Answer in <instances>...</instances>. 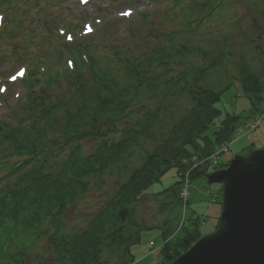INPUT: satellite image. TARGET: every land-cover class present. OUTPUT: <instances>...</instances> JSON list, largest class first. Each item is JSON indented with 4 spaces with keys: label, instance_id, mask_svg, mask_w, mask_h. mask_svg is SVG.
I'll list each match as a JSON object with an SVG mask.
<instances>
[{
    "label": "trees",
    "instance_id": "1",
    "mask_svg": "<svg viewBox=\"0 0 264 264\" xmlns=\"http://www.w3.org/2000/svg\"><path fill=\"white\" fill-rule=\"evenodd\" d=\"M216 5L214 0L200 2V14L196 17L192 15L195 18L188 26L189 31L192 32L194 28L202 26L204 23L202 17L213 14ZM194 23H197L196 27ZM180 45L183 47L179 46L171 50L168 46L164 47L156 59L148 60L150 66L151 60H154L153 62L162 68L161 71H157L154 83L143 75L147 71L146 60L134 62L129 56L120 57L121 63L128 65L125 73L120 77L110 76L111 81L106 84L94 75L90 78H86L82 72L72 75L74 80L72 93L65 95L61 103L53 106L52 113L64 115L66 127L63 132L64 135L66 133L67 140H81L88 137L100 140L91 154H83L81 150L69 163L66 160L48 161L37 171L32 170V173L23 179V182L32 184L38 176L42 177V170L44 171L48 166L55 171V174L45 186L30 188L23 194L6 196L0 194V200L9 196V201L5 204L10 208L12 221L10 228L17 233L15 244H12L13 249L12 245H0L2 256L0 264H109L105 261L106 251H114L126 245L129 246L128 250L130 245L140 243L141 234L140 230H136L139 224L135 218L134 205L142 199L151 184L160 180L161 176L172 167L178 168V172L182 175L188 169L182 161L187 159L188 164H191V159L195 155L199 159L200 169L197 167L191 177L198 176L203 168L208 166L207 159L212 152L231 140L241 117L226 113L221 123L216 126V119L223 113L218 106L221 92L203 86L200 84V77L194 74H191V83L187 81L190 73H181L177 80L168 77L171 63L183 61V58L200 51V49L193 51L188 45V40L186 44ZM213 63L214 61L210 65ZM150 66L149 70H151ZM245 71L243 68L240 82L242 90L248 96L255 111L264 113V70L261 74H247ZM158 76L161 78L156 81ZM30 81L35 85L33 78ZM112 82L122 86H114ZM144 85L151 87V90L143 91ZM161 87L164 89L162 93H160ZM173 90L186 91V95L192 100L191 107L181 113L177 121L169 125L167 137L162 145L147 152L145 157L133 160L135 165L129 166L128 159L135 157L134 146L138 145L133 138L140 135L148 139L155 134L152 130L156 124L152 125L148 122L150 117H154L156 119L154 121L159 123L162 111L170 110L171 114L177 113L174 106L166 108L165 105L166 100L175 95ZM150 95H162L159 98L161 101L156 112H151L146 119H139L140 129L134 131L127 129L124 138L110 137L111 132L119 130L117 124L128 117L124 114L131 105L135 102H145V99L151 98ZM31 101L33 108L36 106V98L32 97ZM141 105L144 107V104ZM28 112L33 113L30 109ZM57 123L58 121H55V124ZM213 126H216L213 134L208 135V131ZM18 129L0 121V150L10 142L17 148L21 147L23 142H32L31 133H27L26 130L19 133L27 135L19 136ZM50 131L46 128L43 133ZM116 173L119 176L124 173L127 181L119 183L114 198L90 220L85 230L79 233L59 234L60 229H58L50 237L56 256L50 257L47 262L36 263L37 260L31 258L29 248L33 247L45 232L40 231V235H37L31 231L36 227L39 228L49 218H53L54 223L59 221L69 204L77 203L89 191V179L99 180L107 174ZM5 217L9 218L7 210ZM192 225L193 229L187 231L183 237L178 238L174 244H168V250L164 253L168 261L172 260L180 250L188 249L201 236V224L193 221ZM169 246L173 250V255L168 252ZM133 259L131 256L130 260Z\"/></svg>",
    "mask_w": 264,
    "mask_h": 264
},
{
    "label": "rangeland",
    "instance_id": "2",
    "mask_svg": "<svg viewBox=\"0 0 264 264\" xmlns=\"http://www.w3.org/2000/svg\"><path fill=\"white\" fill-rule=\"evenodd\" d=\"M227 1V5L230 6L227 7L228 10L225 9V11L227 12L224 13V17L226 15L227 16L223 19V9L219 10L216 15H214L213 18L208 21L206 25L204 24L205 26L200 30V35L194 36L193 42L196 43L198 41L200 43V41L202 40V36H206L209 38L204 49L212 50L214 49L213 47L215 45L220 44L226 45L228 52L232 53L228 55L227 58L223 61V65L216 68L214 72L203 79L201 81V84L203 86L206 85L221 92V101L218 106L223 111V115L218 117V124L221 123L222 119L225 116V113L240 115V122L244 124L248 120L258 117L259 114L255 112V110H253L250 101L241 93V90L235 80H238V78H240V67L245 68V72L247 73H260L264 68V64H262L263 62L261 61L264 60V10L263 8L258 9L260 6L262 7V5L264 4V0ZM134 6H136L134 8L141 9V7H143V0H139L138 3H136ZM86 8V10H83L82 8L78 7L76 4V0H55L54 5L50 2H47L46 0H38L35 4L33 3L26 10L29 13L28 18L24 23L20 22L22 26L20 27V30L17 32V34H24V30L26 29L24 27H30L33 30L39 20V16L44 17L46 15L49 17L60 19L64 17H71L77 20L85 16H100L103 18H111L114 16H118L119 13V7H117V4L114 1L109 0H95ZM237 15L240 16L239 23L241 24V26L238 25L237 21H235L236 17H238ZM226 19L233 21V24L230 27L231 32L226 34L224 31L219 36H211V33L219 29L222 26V22ZM154 21L162 23L164 20H162V18L159 16H154ZM165 26L166 27L164 28H156V31L163 35L165 33H169L174 29V27L169 26L167 22H165ZM112 29L113 28H111V30ZM118 32L120 34L126 35L128 31L124 27H122L119 31L115 30V32H113V35H118ZM141 32L148 33V31L144 30L143 28H141ZM161 35L160 37H158V40L162 38ZM250 39H258L256 50L254 49V47H251L254 42L252 44L249 43ZM54 44L55 43H53V45ZM49 47L52 46L49 45L48 48ZM251 49H254V51L250 56H248L251 52ZM99 51H101V48H99ZM259 51L263 54V57L258 54ZM242 58H245L248 61L250 58L252 65L249 64L246 67L243 65L240 66L241 63H244L242 62ZM17 63L18 61H13L12 59H10L7 64H3L0 70V77H7L10 70H14V68H16L15 66L17 65ZM203 63L204 61L201 60L200 56H195L190 61V63H187L186 65H184L183 63H177V67L178 70L180 68H184L185 66L189 68H195L201 66ZM53 89L56 93L59 91V86H55L53 87ZM177 104L180 106V110L182 111L184 110V107H188L190 105V101L188 97L185 96L178 99ZM215 128L216 126H213L212 129L208 131V134L212 135ZM252 133H250L252 134L251 138H254L253 140L261 146H256L253 148L256 150L259 149L260 151H264V146H262V144L264 143V121L260 125V127ZM244 135L245 133L241 132L238 136L241 137ZM89 141L94 142V140ZM157 143L158 141H152L149 147L153 149ZM240 145L241 141L236 143L235 145H232V150L223 154L222 162H227L229 159H231V157L236 155L238 149L240 148ZM240 152V155H245L248 151ZM140 157V152L135 151V157L133 158L139 159ZM243 158L245 162H248L250 156H245ZM249 162H251V160ZM128 163L131 167L135 165V163H133L131 160ZM117 175V173L107 174L105 176V179L106 181H109V183L102 189H98L99 185L101 184L100 181H92V190L80 202L74 205L66 214V223L69 224L68 228L70 227L75 229L77 227H83L86 220H88L92 213L98 210L102 206L103 202H105V197L107 198L108 193L110 191H113V186L115 185ZM177 181H179V175L176 169H172L170 172L164 175L161 182L154 184L149 190H147L146 193L150 196H147L144 201L137 205L139 221L143 220L148 225L153 227L154 225L163 224L164 220H166V216L165 213H163V215H160V213L158 212L157 205L160 204L157 201L161 203L165 194L160 196L156 195L157 193L162 192L165 188L171 187ZM209 190H211L213 193H219L221 191V185H211L203 176L195 178L193 180V183L191 185V191L193 193L190 202L193 211L196 212L202 219L206 220L205 224H202L200 226V228L202 229V234L204 235L209 234L214 230L217 224L215 223L216 220L214 221V218L219 217L221 214V205L219 203H213L211 201L212 198L209 194ZM166 200L172 202V204L170 205V211L167 214V216L170 217V221L172 222L171 227L168 230H175V228H177L178 226L179 217L182 213V205L179 200L173 201L170 195L166 196ZM163 228L164 225L156 226L152 230L146 231L143 237V244L141 245V248L136 249L135 253L136 256L140 258V260L137 259L138 264L142 262V260L150 256L151 259L148 260L149 258H147L148 261H146V263L150 264L153 262L155 256L154 254L149 253L151 249L150 244L151 242L153 243L154 240L156 248L162 244ZM137 229L140 228H136V230ZM44 248H48V246L47 244H45V247H43L42 243V247L40 248L39 246H37L36 251L45 253L47 252V250ZM111 255L115 256L117 262H119L120 258L117 257V253H112ZM158 260L162 262L161 254L158 257Z\"/></svg>",
    "mask_w": 264,
    "mask_h": 264
},
{
    "label": "water",
    "instance_id": "3",
    "mask_svg": "<svg viewBox=\"0 0 264 264\" xmlns=\"http://www.w3.org/2000/svg\"><path fill=\"white\" fill-rule=\"evenodd\" d=\"M249 161L235 157L212 175L225 183L221 226L172 264H264V151Z\"/></svg>",
    "mask_w": 264,
    "mask_h": 264
},
{
    "label": "snow or ice",
    "instance_id": "4",
    "mask_svg": "<svg viewBox=\"0 0 264 264\" xmlns=\"http://www.w3.org/2000/svg\"><path fill=\"white\" fill-rule=\"evenodd\" d=\"M125 14L127 15V14H130V13H125ZM69 39H71V37H69ZM21 74H22V73H21Z\"/></svg>",
    "mask_w": 264,
    "mask_h": 264
}]
</instances>
